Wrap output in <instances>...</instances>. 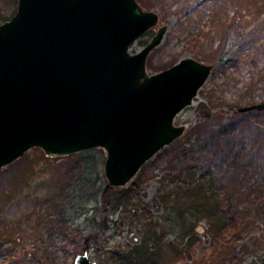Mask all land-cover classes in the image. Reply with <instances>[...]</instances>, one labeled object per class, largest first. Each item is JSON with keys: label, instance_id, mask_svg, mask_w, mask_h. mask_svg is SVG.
<instances>
[{"label": "rangeland", "instance_id": "1", "mask_svg": "<svg viewBox=\"0 0 264 264\" xmlns=\"http://www.w3.org/2000/svg\"><path fill=\"white\" fill-rule=\"evenodd\" d=\"M139 3L158 15V26L168 25L161 44L147 57L149 75L184 58L214 66L192 105L174 120L176 126L185 127L183 135L120 188L108 186L106 155L97 148L58 158L34 148L0 169V187L11 197L0 218V264H73L76 256L85 253L96 264H110L112 255L142 241V227L148 221L164 233L161 264H217L205 218L197 223L199 232L193 239H178L179 231L167 228L163 209L151 208L158 179L175 175L176 157L188 147L194 162L215 167L216 178L234 199L233 211L243 217L251 213L244 221L247 231L234 241V253L218 264H264V113L255 110L246 117L228 113L231 108L264 102V0H247L240 13L236 6L228 15L227 8V20L238 15L236 22L247 30L255 28L257 39L221 63L217 47L223 36L211 28L208 0ZM180 7L183 12L178 15ZM16 9L17 0H0V24L11 19ZM155 30L138 38L129 52L145 47ZM206 109L211 110V118L206 117ZM107 187L115 190L104 197ZM121 192L124 195L118 196ZM252 236L260 245L247 252L244 244Z\"/></svg>", "mask_w": 264, "mask_h": 264}, {"label": "water", "instance_id": "2", "mask_svg": "<svg viewBox=\"0 0 264 264\" xmlns=\"http://www.w3.org/2000/svg\"><path fill=\"white\" fill-rule=\"evenodd\" d=\"M137 0H17L0 24V169L37 148L58 158L101 149L108 186L124 187L183 135L213 65L184 58L149 75L168 25ZM155 30L137 53L130 46ZM264 110V102L230 111ZM73 264H96L88 255Z\"/></svg>", "mask_w": 264, "mask_h": 264}, {"label": "trees", "instance_id": "3", "mask_svg": "<svg viewBox=\"0 0 264 264\" xmlns=\"http://www.w3.org/2000/svg\"><path fill=\"white\" fill-rule=\"evenodd\" d=\"M137 1L140 2V0ZM246 1L208 0L213 13L211 28L218 30L219 37L223 36L217 47L219 53L217 62L221 63L229 59L235 50H239L245 44L248 45L257 39L255 28L247 30V27H242L236 22L235 18L238 15L233 18L228 16V20L225 17L227 8L228 15L236 6L240 13ZM182 12L183 8L180 7L178 15ZM213 37L212 35L211 41ZM228 113H233L236 117H246L249 114L257 113V111L247 113L228 111ZM261 113H264V110ZM205 115L207 118L213 116L209 109L205 110ZM191 153L192 150L189 147L184 149L176 157L175 162L178 164V170L175 175L158 179L159 187L151 208L163 209L168 222L167 228L173 231L178 230V239L185 237L193 239L194 235L199 232L197 223L200 219L205 218L213 241L212 258L218 264L234 253V241L240 234L247 231L248 227L244 226V221L251 217V213L243 217L233 211L234 199L228 195L221 181L216 178L215 167L212 164L194 162L191 159ZM113 190L115 189L107 187L104 197L107 195L106 192L110 193ZM124 193L121 192L118 196H123ZM9 197L5 189L0 187V218ZM257 213H259V209ZM142 228L144 233L142 241L125 252L120 251L112 255L108 259L110 264H161L160 242L163 241L164 233L160 231V227L152 225L149 221L144 223ZM259 245L258 238L252 236L244 244V247L247 252H252ZM180 252L178 249L177 253L180 254ZM262 259L264 260V254L261 255Z\"/></svg>", "mask_w": 264, "mask_h": 264}]
</instances>
